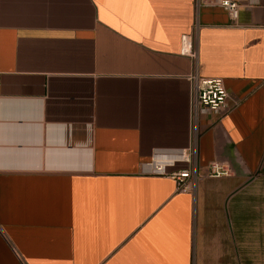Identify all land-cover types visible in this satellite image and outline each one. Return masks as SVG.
I'll list each match as a JSON object with an SVG mask.
<instances>
[{
	"label": "crops",
	"instance_id": "1",
	"mask_svg": "<svg viewBox=\"0 0 264 264\" xmlns=\"http://www.w3.org/2000/svg\"><path fill=\"white\" fill-rule=\"evenodd\" d=\"M239 5L0 0V264H264V0ZM189 147L187 190L149 173Z\"/></svg>",
	"mask_w": 264,
	"mask_h": 264
},
{
	"label": "built area",
	"instance_id": "2",
	"mask_svg": "<svg viewBox=\"0 0 264 264\" xmlns=\"http://www.w3.org/2000/svg\"><path fill=\"white\" fill-rule=\"evenodd\" d=\"M208 4L221 7L230 19L238 17L239 0H207ZM180 53L194 56L191 38L180 36ZM192 104L196 114L212 113L220 115L228 107V93L220 78H191ZM192 147L167 152H155L149 162L148 171L154 175L166 176L176 181L180 191L188 189V179L195 176ZM229 171L218 163H211L207 175H228Z\"/></svg>",
	"mask_w": 264,
	"mask_h": 264
}]
</instances>
